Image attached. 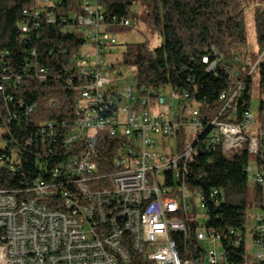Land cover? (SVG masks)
Wrapping results in <instances>:
<instances>
[{
    "label": "built area",
    "instance_id": "obj_1",
    "mask_svg": "<svg viewBox=\"0 0 264 264\" xmlns=\"http://www.w3.org/2000/svg\"><path fill=\"white\" fill-rule=\"evenodd\" d=\"M61 1L35 0L23 10L22 32L30 33V23L37 26L41 19L55 23L51 8ZM78 2L73 27L83 42L65 70L71 71L72 83L78 82L76 103L82 116L71 124L62 120L59 125H40L38 136L54 151V163L52 158H37L38 176L21 186L0 185V264H264V124L251 109L241 120L231 121L245 81L240 75H251L264 52L250 71L243 65L239 71L225 67L233 90L220 95L222 108L212 118L201 113L190 92L178 95L171 88L183 114L174 122L155 110L167 104L165 92L156 95L137 84L135 89H120L115 64L104 58L119 34L111 30L97 0ZM121 24L132 25V18ZM222 57L215 51L203 62L214 71ZM37 77L47 80L48 70L40 67ZM46 105L57 107L59 99L51 97ZM189 125L192 140L180 147L182 128ZM204 134L208 144L224 154L246 148L261 157L247 165L251 187L261 192L258 205L252 202L260 211H246V219L256 220L252 246L247 222L245 230L231 229L226 236L232 246H244L236 254L241 261L226 249L221 234L207 226L208 206L201 192L187 183ZM159 136L179 137L177 152L169 158L157 150ZM6 145H0V166L3 172H15L16 153L6 161ZM104 151L113 154L112 160L102 157ZM197 200L206 218L201 226Z\"/></svg>",
    "mask_w": 264,
    "mask_h": 264
},
{
    "label": "trees",
    "instance_id": "obj_2",
    "mask_svg": "<svg viewBox=\"0 0 264 264\" xmlns=\"http://www.w3.org/2000/svg\"><path fill=\"white\" fill-rule=\"evenodd\" d=\"M35 0H0V125L8 132L4 153L9 161L16 153L18 169L3 172L0 166V185L21 186L25 180L38 176L37 158H48L54 163V151L48 142L41 141L38 128L45 122L62 120L71 124L82 116L76 103L77 81H70L71 71L65 70L83 40L74 29L73 10L80 9L78 0H62L51 9L55 23L44 19L38 25L30 23L31 32L24 34L21 24L23 10ZM106 13L112 31L120 34L134 28L124 26V18H132L134 4L144 8L147 20L161 34L164 42L151 48L147 42L130 43L123 54L125 64L136 67L137 86L154 90L156 95L170 87L178 95L190 92L206 118L216 116L222 108L220 95L232 91L234 82L226 66L234 67L237 56L234 47L248 45L245 11L241 0H97ZM254 25L260 51H264V0L254 9ZM66 29V31L64 30ZM33 51L36 53L33 54ZM220 58L214 71L203 62L205 56ZM262 61V60H261ZM260 61V62H261ZM44 67L49 78L41 81L37 71ZM245 77L238 97V111L233 122L241 120L250 110L251 75ZM259 80L264 87V63L260 64ZM13 99H9L10 96ZM59 99V106L48 107L49 98ZM23 102L24 104H20ZM33 110L29 111V107ZM258 120L264 124V101ZM226 118V115L223 119ZM180 137V136H179ZM204 134L197 143L191 167L186 174L188 186L200 191L208 206L207 226L221 234L224 246L236 260L244 246H232L226 236L231 229L245 230L246 211L252 202L261 200L259 189H251L247 165L250 154L246 148L224 154L219 147L207 142ZM32 140V142H29ZM5 145V144H4ZM183 142L180 143V147ZM102 157L112 160V153ZM258 160L261 157L258 155ZM49 166L50 163H49ZM26 176V177H25ZM217 191L212 195L213 191ZM180 239L179 234H175Z\"/></svg>",
    "mask_w": 264,
    "mask_h": 264
},
{
    "label": "rangeland",
    "instance_id": "obj_3",
    "mask_svg": "<svg viewBox=\"0 0 264 264\" xmlns=\"http://www.w3.org/2000/svg\"><path fill=\"white\" fill-rule=\"evenodd\" d=\"M243 2V9L245 11L246 17V27H247V34H248V45L244 47H234L232 50V54L237 56V58L233 61L231 58V62H233L235 68L233 70L239 71L242 69V66H247V71H250L252 67L257 63L260 56L263 54L264 51H260L257 35L254 25V9L258 3V0H241ZM133 10V17L132 20L134 22V28L120 33L118 36V41L115 46L111 49V54L107 52L105 55V60L115 64L116 70L115 74L119 77L118 82L120 89H126L131 86H136L137 84V70L134 66L125 64L123 62V54L126 49V46L130 43H137V42H147V44L151 47H158L161 46L164 42L163 37L161 34L156 30V28L150 24L147 20L146 14L144 13V8L140 6L138 3L134 4L132 7ZM109 51V50H108ZM264 63V55L262 57V61L256 66V68L252 72L251 77V111L257 117L260 114V105L261 102L264 101V87L261 88L260 80H259V68L260 64ZM244 70L243 72H247ZM121 73V74H120ZM243 74V73H241ZM135 89V87H134ZM135 93V90H134ZM165 95L167 96V104L156 106L155 110L160 112L167 120H173L174 122L180 119L181 114L180 105H179V96L174 95L171 88L168 87L165 90ZM191 105L188 104L187 108L190 109ZM187 110V111H188ZM8 132L6 126L0 125V145L3 144L4 136ZM179 137L171 136V137H162L159 136V144L157 146V150L159 153L167 156L169 158L171 154L177 152V144ZM180 140L187 145L190 144L192 140V126H185L182 128V133L180 136ZM256 158L255 155H250V160H254ZM252 189V187H251ZM198 202V204H197ZM197 214L199 216L198 221L200 226L204 225L206 222V218L203 216L204 212L200 207V202L197 200ZM260 211L259 207H255L254 205H250L248 208V213L254 215ZM256 220L253 218L247 217V235H248V244L250 247L252 246V239H251V230L255 226ZM208 248L211 246L207 245ZM251 252V249H250Z\"/></svg>",
    "mask_w": 264,
    "mask_h": 264
}]
</instances>
